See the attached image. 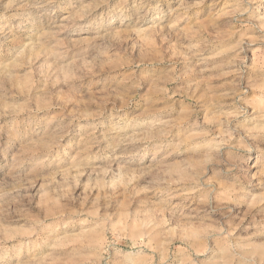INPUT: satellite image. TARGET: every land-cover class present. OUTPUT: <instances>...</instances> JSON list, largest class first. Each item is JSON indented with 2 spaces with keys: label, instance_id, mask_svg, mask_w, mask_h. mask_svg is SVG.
<instances>
[{
  "label": "rangeland",
  "instance_id": "rangeland-1",
  "mask_svg": "<svg viewBox=\"0 0 264 264\" xmlns=\"http://www.w3.org/2000/svg\"><path fill=\"white\" fill-rule=\"evenodd\" d=\"M0 264H264V0H0Z\"/></svg>",
  "mask_w": 264,
  "mask_h": 264
}]
</instances>
